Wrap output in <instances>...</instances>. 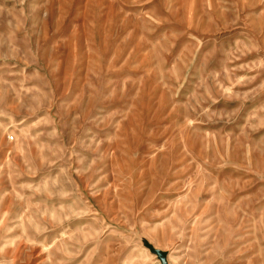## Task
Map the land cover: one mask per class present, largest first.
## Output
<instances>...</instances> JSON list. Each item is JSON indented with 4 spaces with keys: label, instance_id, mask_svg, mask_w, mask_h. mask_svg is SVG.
<instances>
[{
    "label": "rangeland",
    "instance_id": "rangeland-1",
    "mask_svg": "<svg viewBox=\"0 0 264 264\" xmlns=\"http://www.w3.org/2000/svg\"><path fill=\"white\" fill-rule=\"evenodd\" d=\"M0 264H264V0H0Z\"/></svg>",
    "mask_w": 264,
    "mask_h": 264
},
{
    "label": "water",
    "instance_id": "water-1",
    "mask_svg": "<svg viewBox=\"0 0 264 264\" xmlns=\"http://www.w3.org/2000/svg\"><path fill=\"white\" fill-rule=\"evenodd\" d=\"M151 250H152L153 252H155L156 254H158L160 260H161L163 263H165L164 253H162L161 251L156 250V249H154V248H152Z\"/></svg>",
    "mask_w": 264,
    "mask_h": 264
}]
</instances>
